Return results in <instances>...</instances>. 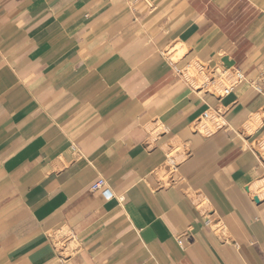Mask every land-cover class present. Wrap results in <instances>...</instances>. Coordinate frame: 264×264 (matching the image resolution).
I'll return each instance as SVG.
<instances>
[{
  "label": "crops",
  "instance_id": "0c3cea01",
  "mask_svg": "<svg viewBox=\"0 0 264 264\" xmlns=\"http://www.w3.org/2000/svg\"><path fill=\"white\" fill-rule=\"evenodd\" d=\"M263 180L264 0H0V264H264Z\"/></svg>",
  "mask_w": 264,
  "mask_h": 264
},
{
  "label": "built area",
  "instance_id": "2783aa9c",
  "mask_svg": "<svg viewBox=\"0 0 264 264\" xmlns=\"http://www.w3.org/2000/svg\"><path fill=\"white\" fill-rule=\"evenodd\" d=\"M191 75L186 69L183 73L184 77L191 79L192 81L200 84L201 86L207 88L213 94L217 96H223L229 93L238 83L244 80L243 73L237 68H228V69H213L209 70L205 68L203 65L198 67H193L190 69ZM176 73H180L181 70L176 69ZM194 72V73H193ZM202 79V81H200ZM212 117V113L210 111H206L203 113V119H210ZM172 162V161H170ZM103 185L102 181H97L93 185V189H96ZM179 245H181V241L178 240Z\"/></svg>",
  "mask_w": 264,
  "mask_h": 264
},
{
  "label": "rangeland",
  "instance_id": "374dc122",
  "mask_svg": "<svg viewBox=\"0 0 264 264\" xmlns=\"http://www.w3.org/2000/svg\"><path fill=\"white\" fill-rule=\"evenodd\" d=\"M191 68H192V67L188 68V71H190V72H189L190 75L192 74V73H191V70H190ZM193 73H194V72H193ZM200 81H202V79H200ZM203 121H205V123H206L207 125H211L210 122H209L208 120L205 119V120H203ZM252 189H253V191L255 190L254 192H258V191H263V192H264V180L262 181V183H260V184L258 185L257 188H252ZM256 190H257V191H256Z\"/></svg>",
  "mask_w": 264,
  "mask_h": 264
},
{
  "label": "bare ground",
  "instance_id": "6f19581e",
  "mask_svg": "<svg viewBox=\"0 0 264 264\" xmlns=\"http://www.w3.org/2000/svg\"><path fill=\"white\" fill-rule=\"evenodd\" d=\"M190 72V71H189ZM211 119V118H210ZM205 122V121H204ZM257 191V190H256ZM255 193V192H254Z\"/></svg>",
  "mask_w": 264,
  "mask_h": 264
}]
</instances>
